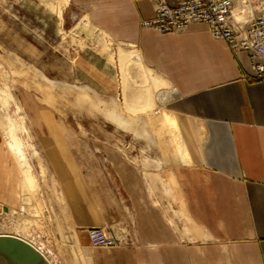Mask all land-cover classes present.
Returning <instances> with one entry per match:
<instances>
[{
  "label": "crops",
  "instance_id": "obj_1",
  "mask_svg": "<svg viewBox=\"0 0 264 264\" xmlns=\"http://www.w3.org/2000/svg\"><path fill=\"white\" fill-rule=\"evenodd\" d=\"M155 1L58 0L114 40L137 46L140 57L133 60L147 68L138 74L150 86L138 109L162 107L154 126L172 128L178 146L148 150L163 138L140 132L137 141L97 137L98 146L110 145L88 152L65 124L34 119L63 208L51 217L50 200L43 204L51 231L34 242L51 264H264V80L249 76V49L236 53L203 22L178 32L143 26ZM88 159L106 160L108 177L100 167L88 171ZM20 171L0 145V211L11 220L0 233L31 239L41 230L35 223L24 228L29 199ZM92 226L105 227L120 244H91Z\"/></svg>",
  "mask_w": 264,
  "mask_h": 264
},
{
  "label": "rangeland",
  "instance_id": "obj_2",
  "mask_svg": "<svg viewBox=\"0 0 264 264\" xmlns=\"http://www.w3.org/2000/svg\"><path fill=\"white\" fill-rule=\"evenodd\" d=\"M135 46L114 40L80 9L61 7L58 0H0V145L12 152L23 174L21 190L29 199L23 207L25 230L35 223L47 237L51 225L43 204L49 200L51 217L63 213L34 119L49 116L65 124L66 131L84 138L88 152L108 144L98 146L97 137L128 135L137 141L140 132L163 138L148 150L177 148L172 128L154 126L162 107L138 109L150 86L138 74L147 68L134 62ZM122 119L132 126L120 125ZM105 161L88 159V171L100 167L108 177ZM38 217L45 222L34 220Z\"/></svg>",
  "mask_w": 264,
  "mask_h": 264
},
{
  "label": "built area",
  "instance_id": "obj_3",
  "mask_svg": "<svg viewBox=\"0 0 264 264\" xmlns=\"http://www.w3.org/2000/svg\"><path fill=\"white\" fill-rule=\"evenodd\" d=\"M194 22L205 23L214 38L227 41L236 53L249 49V76L264 80V0H174L171 4L156 0L154 16L141 21L160 32L184 31ZM10 222L8 211H0V232ZM88 235L95 246L120 244L105 227L92 226ZM41 236L44 235L32 233L27 240L35 244L34 240Z\"/></svg>",
  "mask_w": 264,
  "mask_h": 264
},
{
  "label": "water",
  "instance_id": "obj_4",
  "mask_svg": "<svg viewBox=\"0 0 264 264\" xmlns=\"http://www.w3.org/2000/svg\"><path fill=\"white\" fill-rule=\"evenodd\" d=\"M0 264H51L35 244L15 234L0 233Z\"/></svg>",
  "mask_w": 264,
  "mask_h": 264
},
{
  "label": "bare ground",
  "instance_id": "obj_5",
  "mask_svg": "<svg viewBox=\"0 0 264 264\" xmlns=\"http://www.w3.org/2000/svg\"><path fill=\"white\" fill-rule=\"evenodd\" d=\"M136 47V46H135ZM136 49H137V47H136ZM136 49H133V50H131V51H133V52H135V54H134V58H135V60L137 61L138 60V57H137V54H138V56H139V52H138V50H136ZM137 57V58H136ZM140 57V56H139Z\"/></svg>",
  "mask_w": 264,
  "mask_h": 264
}]
</instances>
